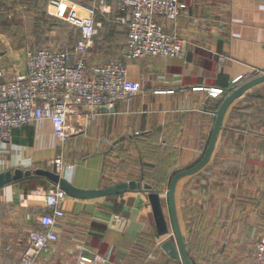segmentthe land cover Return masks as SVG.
Wrapping results in <instances>:
<instances>
[{"label":"crops","instance_id":"crops-1","mask_svg":"<svg viewBox=\"0 0 264 264\" xmlns=\"http://www.w3.org/2000/svg\"><path fill=\"white\" fill-rule=\"evenodd\" d=\"M180 1L185 8L175 20L157 23L185 40L181 57L147 56L127 63L138 96L112 111L78 109L68 119L64 141L48 121L14 130L0 143V174L47 170L79 190L134 181L166 192L177 173L198 164L232 81L239 78L240 86L254 71L264 75V0ZM74 33L76 41V27ZM98 36L100 29L95 44ZM112 41L109 36L107 43ZM125 41L126 35L115 59L96 62L89 60L92 44L88 64L121 60ZM17 58L14 51L0 52L5 62ZM23 60L25 68V54ZM196 88L223 94L213 98ZM91 112L97 113L93 120L86 116ZM58 158L62 169L56 171ZM51 186L32 177L0 188V264L16 263L28 233L41 229L44 194ZM160 200L170 224L167 194ZM174 202L189 258L197 264L252 262L253 242L264 235V82L229 105L209 161L177 182ZM62 209L64 217L54 227L58 239L35 264H76L83 252L107 259L100 264H183L162 250L164 242L176 245L173 229L169 225L166 235L157 234L141 191L83 200L66 195Z\"/></svg>","mask_w":264,"mask_h":264},{"label":"built area","instance_id":"built-area-1","mask_svg":"<svg viewBox=\"0 0 264 264\" xmlns=\"http://www.w3.org/2000/svg\"><path fill=\"white\" fill-rule=\"evenodd\" d=\"M47 1L51 9L66 11L79 37L70 49L26 52L25 68L12 77H8V69L0 59V143L8 141L14 130L38 121H48L54 136L64 141L68 137V119L78 109L112 111L116 104L129 103L138 96L140 91L128 77L127 63L147 56L175 58L184 53L185 40L167 34L157 23L159 18L173 21L178 17L185 8L180 0H91L89 8L67 0ZM112 6L115 14L111 13ZM97 12L125 26L126 41L121 60L90 66L89 52L99 29L94 19ZM219 64H223V59ZM258 75L260 72L254 71L248 80ZM239 81H232L225 95L221 90H194H206L213 98L221 94L226 98L239 87ZM96 115L91 112L86 116L93 120ZM53 166L56 171L61 170L62 159H56ZM44 198L47 213L39 218L41 229L28 233L26 246L14 264H35L58 239L54 227L64 217L62 204L66 195L58 186H51ZM252 258L248 264H264V237L255 241ZM106 260L83 252L76 264H100Z\"/></svg>","mask_w":264,"mask_h":264},{"label":"rangeland","instance_id":"rangeland-1","mask_svg":"<svg viewBox=\"0 0 264 264\" xmlns=\"http://www.w3.org/2000/svg\"><path fill=\"white\" fill-rule=\"evenodd\" d=\"M67 1L85 8L91 5V0ZM48 4L47 0H0V52L14 51L18 56L16 61L2 60L11 69V74L24 69L21 66L28 51L72 47L76 39L74 25L70 23L65 10L51 9ZM94 19L100 26V40L99 44L93 42L94 53L89 57L90 62L115 59L121 51L120 42L126 35L125 27L105 20L100 14H95ZM109 36L113 38L112 43H107ZM189 252L191 254L190 249Z\"/></svg>","mask_w":264,"mask_h":264},{"label":"water","instance_id":"water-1","mask_svg":"<svg viewBox=\"0 0 264 264\" xmlns=\"http://www.w3.org/2000/svg\"><path fill=\"white\" fill-rule=\"evenodd\" d=\"M262 82H264V75L256 77L240 85L238 88H236L231 94H229L225 98L219 110L217 111L215 126L213 129L211 139L205 151L204 157L194 167L177 173L172 178L169 188L166 192L152 190L148 185L141 186L140 184L134 181L127 182V183L125 182L119 183L115 186L102 189V190H87V191L79 190L77 188H74L68 181H66L64 178H61L58 174H55L47 170H35L33 172L31 171L23 172L21 170H15L14 172H6L4 174H0V188L6 185H9V184L15 183V182L22 181L24 179H29L32 177H39V178L46 180L47 182H49L50 184L54 186H58L59 189H61L65 193V195L72 197V198H76V199H82V200L83 199H94V198H100V197L119 196V195H122L130 191H141L147 194V199L150 204V208H151V212L153 215L157 234L159 236L166 235L169 231V225L173 229L175 239H176V245L171 242H164L161 245L162 250L166 252L169 257L174 258L176 260H181L183 264H197L193 259L188 257L186 250H185L183 238H182V235L179 229L178 220L176 216L175 202H174V191H175L176 184L181 178L189 176V175H193L194 173L198 172L200 169H202L207 164L214 150L217 134L220 129L222 119H223L226 109L235 99L242 96L245 91L249 90L253 86L259 83H262ZM164 193H166L168 196L169 211H170V224L168 220L166 219L164 210L162 208L161 200H160V195Z\"/></svg>","mask_w":264,"mask_h":264},{"label":"trees","instance_id":"trees-1","mask_svg":"<svg viewBox=\"0 0 264 264\" xmlns=\"http://www.w3.org/2000/svg\"><path fill=\"white\" fill-rule=\"evenodd\" d=\"M90 4H92V2L90 3ZM91 6V5H90ZM114 11V12H113ZM111 13L112 14H115L116 13V8L114 7V6H112L111 7ZM95 14H100V13H95ZM101 16H102V18H104L105 20H107V21H109V22H113V23H115V24H117V25H120V24H118V23H116L110 16H106V15H102V14H100ZM120 26H122V25H120ZM123 27H125V26H123ZM79 37V36H78ZM64 50V49H63Z\"/></svg>","mask_w":264,"mask_h":264}]
</instances>
